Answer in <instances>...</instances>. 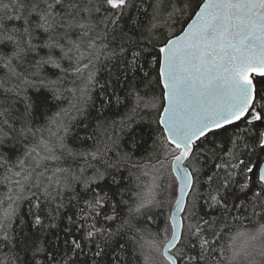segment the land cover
Returning <instances> with one entry per match:
<instances>
[{"label":"snow or ice","instance_id":"1","mask_svg":"<svg viewBox=\"0 0 264 264\" xmlns=\"http://www.w3.org/2000/svg\"><path fill=\"white\" fill-rule=\"evenodd\" d=\"M0 264H264V0H0Z\"/></svg>","mask_w":264,"mask_h":264},{"label":"trees","instance_id":"2","mask_svg":"<svg viewBox=\"0 0 264 264\" xmlns=\"http://www.w3.org/2000/svg\"><path fill=\"white\" fill-rule=\"evenodd\" d=\"M50 74V73H49ZM52 104H54L55 102L53 101V102H51ZM56 109H55V107H52V111H55ZM50 114V113H49ZM41 122H43V117L42 116H37V123L39 124V123H41ZM27 206H25V208H26ZM153 227H155V226H153Z\"/></svg>","mask_w":264,"mask_h":264}]
</instances>
